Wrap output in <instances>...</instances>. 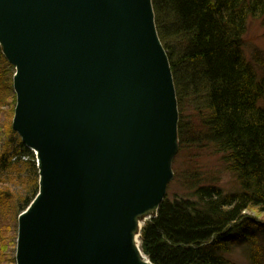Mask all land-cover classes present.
<instances>
[{
  "label": "water",
  "instance_id": "water-1",
  "mask_svg": "<svg viewBox=\"0 0 264 264\" xmlns=\"http://www.w3.org/2000/svg\"><path fill=\"white\" fill-rule=\"evenodd\" d=\"M0 47L39 170L16 264H153L134 235L174 176L179 109L152 0H0Z\"/></svg>",
  "mask_w": 264,
  "mask_h": 264
},
{
  "label": "trees",
  "instance_id": "trees-1",
  "mask_svg": "<svg viewBox=\"0 0 264 264\" xmlns=\"http://www.w3.org/2000/svg\"><path fill=\"white\" fill-rule=\"evenodd\" d=\"M152 2L174 77L180 146L220 154L237 189L224 193L214 184L195 181L194 198L163 199L156 216L142 225L141 250L153 264H232L217 252L232 243L246 248L250 264H264L259 240L264 227L252 223L248 214L251 207L264 214V56L257 53L249 60L244 52L248 22L256 18L264 23V0ZM13 72L0 47V93L13 92ZM0 132L7 139L0 151L1 170L8 180L14 173L17 182L31 189L21 200L0 187V247L5 251L10 236L6 242L2 236H8V222L36 195L38 170L33 151L11 121L4 128L0 124Z\"/></svg>",
  "mask_w": 264,
  "mask_h": 264
},
{
  "label": "rangeland",
  "instance_id": "rangeland-1",
  "mask_svg": "<svg viewBox=\"0 0 264 264\" xmlns=\"http://www.w3.org/2000/svg\"><path fill=\"white\" fill-rule=\"evenodd\" d=\"M244 41L246 44L244 48V52L246 54L247 59L251 60L254 54L257 53L261 56H264V23H262V20L254 18L248 22L247 32L244 36ZM13 76L14 74L11 77V81H13ZM3 91L4 93L3 92L0 93V124L4 128L7 125V123L11 121V127H12L13 114L12 116L8 117V112L11 110V108L13 109L15 108L14 106L15 101H13L14 92H11V94H9V92L7 94L6 92L5 94L6 89ZM2 132H0V151H2L1 149L4 148L3 147L4 142L7 140L3 135H1ZM33 155H34V159L36 160V169L38 170L37 159L34 150H33ZM25 159L27 160L26 157ZM171 164H172V170L174 176L172 180L167 184V189L164 195V199L168 198L169 200H173L176 197L177 199L183 198L184 200V198H190V197L194 198V196L192 195L191 188L195 181L199 182L197 184H205V183H208L210 185L214 184L215 186L219 187L220 190L224 193L235 191L237 189V183L235 182V178L233 174L227 169L226 164L222 161L221 155L211 150H204L201 152L192 151L191 149L189 150L186 147L181 148L179 142V149L177 151V154L173 158ZM9 175L13 176V179L9 178L8 180V177H6L7 171L1 170L0 168V187H7V189H9L10 192L16 194L17 198H21V200L23 199L26 200V198L31 193L28 192L29 190L31 191V189H29L30 184L27 183L25 184L20 181L17 182L19 178H17L14 175V173L13 174L10 173ZM22 175L25 176L24 172H22ZM192 176L193 179L189 180L191 179ZM38 178H39V170H38ZM38 187H39V181H38ZM256 210L257 208L251 207L250 211H248V214L251 215L252 218L254 217L253 220L250 221L255 225H259L260 226L259 228L264 227V214L263 213L260 214ZM20 213L21 212H16L17 217L14 222L9 221L10 218H6L7 221L4 222L5 224L9 221L8 224L10 225V232L8 233V236H4V235L2 236L3 240L4 242H6V239L9 236L10 239L9 242H6L7 248L5 249V251H1V247H0V253H1L0 264H16L15 253H16V241L18 237L17 219ZM3 228L4 226L0 229V232L3 230ZM259 240H261V242L263 241L264 243V232H261V234L259 235ZM229 244L230 242L226 246H229ZM231 245L229 247H226L228 249L222 247L224 250L216 246H214V248L220 249L217 252L218 253L221 252L224 254V256L228 257V259H231L232 264H250L249 259L246 258L247 256L246 248H244L242 245L240 246V248H237V245L235 244L232 246ZM144 255L146 256L145 253ZM2 259L4 260V262Z\"/></svg>",
  "mask_w": 264,
  "mask_h": 264
},
{
  "label": "bare ground",
  "instance_id": "bare-ground-1",
  "mask_svg": "<svg viewBox=\"0 0 264 264\" xmlns=\"http://www.w3.org/2000/svg\"><path fill=\"white\" fill-rule=\"evenodd\" d=\"M139 228V227H138ZM139 231L137 230V232L135 233V235H134V242H135V244L137 245V246H139L140 245V243H141V241H140V237H139ZM141 247V246H140ZM142 257L144 258V259H146L147 260V257L144 255V253H142Z\"/></svg>",
  "mask_w": 264,
  "mask_h": 264
}]
</instances>
